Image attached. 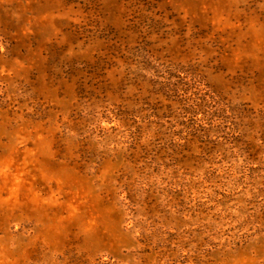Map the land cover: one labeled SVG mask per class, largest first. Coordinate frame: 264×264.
Listing matches in <instances>:
<instances>
[{
	"label": "rangeland",
	"instance_id": "374dc122",
	"mask_svg": "<svg viewBox=\"0 0 264 264\" xmlns=\"http://www.w3.org/2000/svg\"><path fill=\"white\" fill-rule=\"evenodd\" d=\"M0 264H264V0H0Z\"/></svg>",
	"mask_w": 264,
	"mask_h": 264
}]
</instances>
